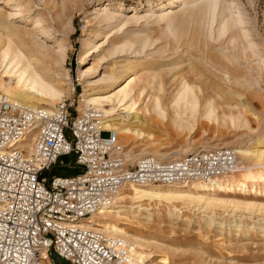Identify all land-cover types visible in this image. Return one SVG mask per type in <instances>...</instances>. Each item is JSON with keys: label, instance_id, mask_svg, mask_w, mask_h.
<instances>
[{"label": "rangeland", "instance_id": "obj_1", "mask_svg": "<svg viewBox=\"0 0 264 264\" xmlns=\"http://www.w3.org/2000/svg\"><path fill=\"white\" fill-rule=\"evenodd\" d=\"M104 8L117 17L101 21ZM31 33L45 35L52 51ZM8 40L62 99L135 79L133 133L110 122L132 165L144 155L174 159L200 148L252 152L238 154L239 170L219 181L222 189L179 194L176 187L188 184L148 185L162 194L128 199L119 216L97 218L104 229L97 231L125 239L146 264H264V0H0V55ZM185 82L198 93L182 96ZM189 98L197 102L193 111ZM34 100L50 106L61 99ZM47 264L71 262L53 255Z\"/></svg>", "mask_w": 264, "mask_h": 264}, {"label": "built area", "instance_id": "obj_2", "mask_svg": "<svg viewBox=\"0 0 264 264\" xmlns=\"http://www.w3.org/2000/svg\"><path fill=\"white\" fill-rule=\"evenodd\" d=\"M103 117L83 93L29 107L0 91V264H47L53 255L71 264H146L122 237L77 223L113 205L128 184L213 183L238 169L227 147L174 159L148 154L132 165ZM57 166L78 172L53 174Z\"/></svg>", "mask_w": 264, "mask_h": 264}, {"label": "bare ground", "instance_id": "obj_3", "mask_svg": "<svg viewBox=\"0 0 264 264\" xmlns=\"http://www.w3.org/2000/svg\"><path fill=\"white\" fill-rule=\"evenodd\" d=\"M185 1V0H184ZM9 2V1H8ZM106 8L102 9L101 14V21H113L117 15L114 12L105 11ZM34 39H40V42L38 43L41 48H45L47 51L49 49V45L46 44L45 35H41L38 33H31ZM44 38V40H43ZM39 41V40H37ZM28 45L25 46V49H28L31 43V41H27ZM33 42V41H32ZM31 48V47H30ZM54 51V50H53ZM57 52V51H55ZM86 52L84 54H81L80 56V63H84L86 61ZM55 56V55H54ZM33 57V56H32ZM35 57V56H34ZM54 62H57V59L53 57ZM53 62V63H54ZM34 63L31 62L30 57L28 54L23 50V48H20L18 46H15L13 41L8 40V43L6 44V48L2 51L0 55V91H3L7 93L12 98H15L17 100H20L24 104H26L29 107H39L37 106L38 101H35L34 98L36 96H42V98H46L49 100H57L62 99V92L51 82L47 81L44 76L34 67ZM57 64V63H56ZM92 70V69H91ZM104 78H112V76L104 75ZM125 77L124 74L120 75V78L118 80H115L110 86H113L117 83H119L122 78ZM134 78L130 80L125 86H122L118 89H110L107 92L104 93H95V94H84V101L86 104L94 105L100 107L103 112L104 116L102 120L103 128L105 129H113L116 131L117 136L118 132L121 130L123 133L126 134H132L131 128L128 126V121L132 119L135 114L137 113V110L139 108V105L135 99L136 96V90L133 87ZM132 81V82H131ZM199 90V88H198ZM201 91V88H200ZM182 96L185 94H195L198 93V91L195 90V87L192 86L190 83L185 82L183 85L182 90L180 91ZM32 97H34L32 99ZM193 97V96H191ZM184 98V97H183ZM58 100L57 102L61 101ZM42 104V103H38ZM56 104V103H55ZM44 106L43 104L41 106L44 107H52L54 106ZM192 111L197 108V102L194 100H189L186 103ZM159 103H157V108H159ZM212 108V107H211ZM211 108H208L207 116H210L213 113V110ZM122 111L121 113H119ZM106 118V120H105ZM120 120L119 123L120 127L118 130L117 128L113 127V123H110L112 121ZM106 123V124H105ZM106 125V126H105ZM117 127V126H116ZM139 135V134H138ZM140 138H143L142 134H140ZM200 149H207V148H200ZM237 154L241 153L243 155H251L252 152L245 148H238L235 150ZM194 152V151H193ZM192 153V152H190ZM188 153V154H190ZM246 168L242 167L241 171H245ZM239 170V169H237ZM222 179V178H221ZM221 179L213 182V183H204L201 181H194L192 183H189L185 186H178L176 187V192H181L182 189L187 188H196L198 190H214L215 186L220 189L223 188V180L219 182ZM225 182V181H224ZM235 182L233 181L232 184L235 186ZM177 186L179 184H171L170 186ZM211 185H214L211 186ZM241 185H244V188H249L248 185L245 183H242ZM148 187V185H136V184H128L123 187V189L118 194L115 202L113 205H111L109 208L101 210L99 213L92 215L86 223L80 222L77 223V226L81 228H87V229H94V230H104L99 228V222L97 221L100 219L106 220L108 217H112L114 214L115 216H119V211L117 209L122 208L124 206V203L130 199L135 201L138 197H144L147 195L150 196H157L162 194L161 192H158L156 190H152ZM161 190V189H160ZM199 192V191H198ZM173 193V192H172ZM178 193H175L176 195ZM174 194V193H173ZM180 194V193H179ZM168 195V194H165ZM179 196V195H178ZM126 207V206H125ZM140 208H142V205H139ZM123 209V208H122ZM149 210V209H148ZM96 217V219H94ZM94 219V220H93ZM93 220V224L91 221ZM103 223V222H102ZM110 226V225H108ZM108 232H115L113 229H105ZM131 257L139 260L136 258L135 255L140 256L138 252L135 250H131ZM140 261V260H139Z\"/></svg>", "mask_w": 264, "mask_h": 264}, {"label": "trees", "instance_id": "obj_4", "mask_svg": "<svg viewBox=\"0 0 264 264\" xmlns=\"http://www.w3.org/2000/svg\"><path fill=\"white\" fill-rule=\"evenodd\" d=\"M77 172H78V170H76V172H73V171H72V173H71V174H73V173H77ZM71 174H68V175H71Z\"/></svg>", "mask_w": 264, "mask_h": 264}, {"label": "crops", "instance_id": "obj_5", "mask_svg": "<svg viewBox=\"0 0 264 264\" xmlns=\"http://www.w3.org/2000/svg\"><path fill=\"white\" fill-rule=\"evenodd\" d=\"M76 172V170H74ZM74 174V173H73Z\"/></svg>", "mask_w": 264, "mask_h": 264}]
</instances>
